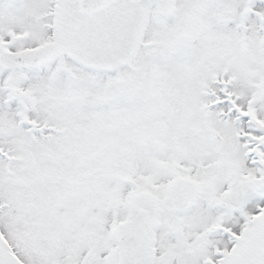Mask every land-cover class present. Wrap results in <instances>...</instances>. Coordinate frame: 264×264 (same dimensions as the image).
I'll list each match as a JSON object with an SVG mask.
<instances>
[{
	"label": "snow or ice",
	"instance_id": "obj_1",
	"mask_svg": "<svg viewBox=\"0 0 264 264\" xmlns=\"http://www.w3.org/2000/svg\"><path fill=\"white\" fill-rule=\"evenodd\" d=\"M0 264H264V0H0Z\"/></svg>",
	"mask_w": 264,
	"mask_h": 264
}]
</instances>
